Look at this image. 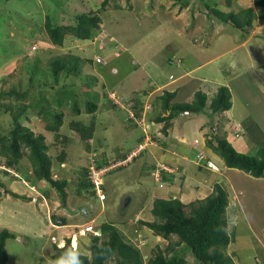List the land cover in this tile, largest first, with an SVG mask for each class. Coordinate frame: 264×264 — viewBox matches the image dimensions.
Returning a JSON list of instances; mask_svg holds the SVG:
<instances>
[{
    "label": "rangeland",
    "instance_id": "1",
    "mask_svg": "<svg viewBox=\"0 0 264 264\" xmlns=\"http://www.w3.org/2000/svg\"><path fill=\"white\" fill-rule=\"evenodd\" d=\"M102 1L0 0V80L8 73H13V83L10 84L17 85L21 82L22 87L26 88L27 70L29 72V69L31 71L33 67H37V73L44 76L40 66L47 69V63L53 57L67 54L78 56L81 60L99 57L100 62L107 63L104 66L103 63L99 65L102 69L105 68L103 72L100 73L89 63L80 61V77L87 80L88 76L100 73L98 78L102 77L103 82L113 85L110 92L114 91L115 95L124 99L132 95L130 91H134L139 85L148 87L150 81H145L146 75L143 71L153 77L155 82L163 83L161 81L165 79L164 75L168 77L171 74L172 78H177L186 70L193 69L190 74L180 78L177 84L170 87L173 91L178 88L175 101L191 103L194 94L201 91L206 95L209 105L217 89L226 86L231 95V111L213 116L188 112L179 115L174 120L172 129L171 126L168 129L174 137L182 130L187 142H178L163 138L160 131L154 130L155 126H150L148 118L133 128L124 123L127 119L125 116L131 113L127 106L120 104L116 109L105 106L106 110H103L104 106L99 104L101 109L98 108L95 113L96 132L92 143L90 142L94 149L90 151L95 153L98 162H101L99 159H103V155L110 159V162H116L113 160L116 156L115 149L117 151L128 147L135 148L130 155L137 157L132 159L131 156L117 163L118 166L123 164L121 169L105 176V201H100L96 196H81L75 193L78 183L75 178L83 166H88L86 161L91 155L87 154L84 144L75 135H70L67 143L63 144L54 140V134L46 131L44 127L46 122L43 123L38 117H31L27 123L23 122L35 134L44 136L45 143L49 145V155L53 159V178L68 180V196L66 207H62L57 192L49 184L39 182L33 190L30 189L33 182L25 181L23 173L16 175L12 171L8 174L0 171V230L5 228L14 235L5 242L8 257L6 264H54L56 260L51 258L52 242L63 246V241L71 236L78 240V252L89 254L92 232L82 235L80 230L86 224L98 228L103 222L115 225L126 240L140 250L144 264L157 253L158 248L165 251L167 256L177 254L183 257L187 264H199L182 245H175V236L166 240L140 222L154 220L150 212L154 199H168L173 196L177 198L180 194L178 199L186 204L206 197L215 183L225 186L231 197L236 195V199H231L227 208V230L232 241L225 253L232 256L236 264H264V178L257 181L243 171H239L240 174L225 176L219 167L218 170L203 168L199 176V166L196 164L199 151L205 155L206 160L208 159L205 149L215 153L205 145L212 138V128L207 118L214 124L215 132L221 138L227 139L238 152L259 156V148L251 151V146L240 145L243 137H231L234 129L233 124L228 122L232 123V117L237 120L245 118L247 122L253 121L257 126L253 127L259 128V140H263L264 25L255 18L252 28L242 34L231 25L219 23L214 17L208 16L211 12H208L199 0H116L109 1L105 8L101 7ZM218 5L224 12L238 13L242 9L253 7V2L231 0V6L226 7L223 0H220ZM81 13L98 14L101 22L95 39L79 42L68 36L61 48L47 41L45 17L49 16L54 25L69 26L74 24V16ZM32 46L36 49L33 50ZM132 57L139 63V67L124 79L119 75L114 76L111 68L115 67H107L126 62L127 72H130L134 67ZM168 59H177V63L180 59L181 64L171 62L170 66ZM21 73L23 74L20 76ZM48 73H51V70H48ZM129 79L134 85L129 86ZM76 80L81 83L79 79ZM10 84L0 81V92L7 90ZM80 86L79 84L78 87ZM87 88L84 89L86 92L89 91ZM93 89L100 91L96 85ZM161 90L150 97V101L157 107L155 115H149L151 117L163 115L160 98L164 92H169V89ZM41 92L38 94L42 95ZM5 99L0 97V103L7 104L4 103L7 101ZM171 102H174V99ZM41 107L43 110L49 109L46 104H41ZM62 111L68 113L65 108ZM205 111L208 112V109L205 108ZM91 116H84L85 120L90 122ZM222 125L224 126L221 127ZM197 126H205L207 129L196 132ZM0 127L1 132L5 134L8 123L4 109L0 111ZM60 132L63 135L68 133L65 125L60 128ZM203 132H209L207 138H204ZM198 135H202L201 143H205V149L197 140L194 141L197 145L193 148V140ZM143 136L148 137V140ZM139 137L145 140L139 145L142 147L136 144ZM155 137L164 140L166 148L177 152L176 156L187 155L188 160L180 161L175 156L164 154L163 142L161 144L155 141ZM213 144L215 145L214 141ZM262 144L264 150V143ZM62 147L67 156L65 168L61 169L57 157ZM160 157L164 160L157 159ZM22 164L27 172L31 173V166L26 158ZM161 167H164L165 171ZM163 172L171 175V182L162 181ZM202 178L205 181H202ZM203 185L205 186L202 191L198 192L197 188ZM240 189L243 194H238ZM44 192L48 193V197H45ZM11 193L18 194L20 198H14ZM22 196L29 197L30 200ZM184 211L188 213V208H184ZM52 216H55V221ZM60 218H64L67 225H61ZM167 248L169 251L166 252Z\"/></svg>",
    "mask_w": 264,
    "mask_h": 264
},
{
    "label": "trees",
    "instance_id": "2",
    "mask_svg": "<svg viewBox=\"0 0 264 264\" xmlns=\"http://www.w3.org/2000/svg\"><path fill=\"white\" fill-rule=\"evenodd\" d=\"M109 1L116 2V0H103L101 7L105 8ZM199 1L208 9V12H211L208 16L214 17L219 23L231 25L242 34L247 33L252 28L255 18L260 24L264 25V0H252L253 7L242 9L238 13L222 11L218 5L220 0ZM223 3L226 4V7L231 6V0H223ZM186 4L184 3V5ZM45 20L44 29L47 41L51 45L60 48L63 47L68 36L79 42L93 40L95 35L99 33L101 22L98 14L95 13L76 14L74 16V24L69 26L54 25L49 16L45 17ZM32 49L35 50L36 48L32 46ZM42 59L40 58V60ZM80 61L89 63L92 68H96L100 73L105 68L102 69L99 65H102V63L103 66L107 64L106 61L98 62L96 58L81 60L78 56L67 54L51 58L47 63L50 68L44 69L41 65L40 70L45 74L44 76H40L37 73V67H33L31 71L29 69V72L27 70L28 78L26 84H28L26 88L22 87L21 82L17 85L10 84L13 83V73H8L3 76L4 78L1 77L0 80L3 83L10 84L7 90L0 92V97H5V100H7L4 102L7 103L5 105L0 103V111L4 109L8 123V129L5 134L1 132L0 127V171L5 174L12 171L16 175L23 173L26 178L25 181L33 182L30 186L37 187L39 182L49 184L57 192L62 207H66L68 196L66 188L69 182L66 179L58 180L53 178L51 171L53 159L49 155V145L45 143V138L42 134H35L30 127L23 124V122H30L31 117H38L43 123L46 122L44 126L46 131L54 134L56 142L61 141L66 144L70 135H75L84 144L87 154L91 155L86 161L88 166H83L79 170L80 174L78 173L79 175L75 178L78 182L75 193L81 196L92 195L94 197L96 196V190L89 176L90 167L94 166L98 171L106 170L101 175L104 181L107 174L121 169L123 164L118 166L117 163L125 161L134 151L132 147L117 151L115 149L114 153H116V156L113 160L116 162H110V159H106L104 155L103 159H99L101 162H98L97 156L90 150L94 149L91 143L96 132L97 121L95 113L98 111L99 104L104 106L103 110H106L105 106L114 109L118 108L117 106L120 104L127 106L131 113H129V116H125L127 119L124 123L131 125L133 128V126H138L140 120L145 121L148 118V122L152 120V122L162 125L161 133L163 135L167 134L171 122L185 112L213 116L214 114L228 111L232 107L231 95L226 86H221L217 89L209 105L206 95L201 91L194 94V100L191 103L171 102L175 92L166 91L160 98V107L163 109V115L151 117L149 115L152 114L153 116L156 113L157 107L154 102H147L151 110L144 112L146 104L144 105L145 100L142 102L141 95L134 94V96H128L124 99L118 97L114 91L110 92L113 89V85L110 82H100V77L98 78L100 73L92 76L87 75V80L80 77L82 75L80 70L82 64ZM176 61L177 59H174V61L167 60L170 66L171 62L178 65L181 64L180 59V62L177 63ZM111 65L113 66L114 64ZM115 66L119 68L121 74H127L126 62L115 64ZM48 70H51V73H48ZM25 71L23 73H26ZM76 79H79L81 83ZM35 81L37 82L35 83ZM79 84L81 88L78 87ZM93 85L100 88V91L98 89L94 90ZM85 88L89 91L86 92ZM40 92L42 95H39ZM111 94H113V97H111ZM116 97L117 99H115ZM41 104H46L49 109L43 110ZM12 108L15 110H12ZM63 108L67 109V114L62 111ZM205 108L208 109V112L205 111ZM88 114L92 115L90 122H87L88 120H85L86 118L84 117ZM247 123H252V126L255 125L253 121ZM64 125L68 131L65 135L60 132V128ZM211 126H213L212 122ZM210 135L212 138L207 142L208 147L222 158L227 168L243 171L255 179L264 178V150L261 140L257 144L259 156H253L238 152L227 139L221 138L217 132H211ZM142 139L140 137L137 140V144L142 143ZM153 139L161 144L163 142L156 137ZM66 156L67 152L62 147L57 157L59 165L64 163ZM24 158L28 160L31 166V173H28L22 164ZM135 158L137 157L132 159ZM162 177L163 182H171L169 180L170 177H165L164 172ZM101 189L106 195L104 182ZM44 194L45 197H48L47 192H44ZM11 195L14 198H20L16 193H11ZM22 198L30 200L29 197L22 196ZM228 206V191L226 187L216 183L210 194L203 199H197L188 204H183L178 198L154 199L150 210L154 220L152 222L141 221L140 223L166 240H169L171 236H175L177 238L175 245H182L199 264H236L232 256L225 253L232 241L227 230L228 221L226 215ZM184 208H188V213L184 211ZM52 217L55 221V216ZM59 221L60 224L62 223L61 225H67L64 218H60ZM97 229L101 231V235L92 237L88 248L89 254L79 253L82 264H112V262L113 264H144L140 250L128 242L115 225L103 222ZM13 237L14 235L7 229L3 228L0 230V264H6L8 260L5 242ZM63 243V246L60 247L58 243L52 242L53 253H51V258L53 260H57L71 249V240L69 238L65 239ZM167 251H169V248L166 249ZM89 255L91 259H89ZM147 264H187V262L186 259L177 254L167 256L165 251L158 248L157 253L149 258Z\"/></svg>",
    "mask_w": 264,
    "mask_h": 264
},
{
    "label": "crops",
    "instance_id": "3",
    "mask_svg": "<svg viewBox=\"0 0 264 264\" xmlns=\"http://www.w3.org/2000/svg\"><path fill=\"white\" fill-rule=\"evenodd\" d=\"M132 60H133V66H137L139 63L137 62V61H135V58L134 57H132L131 58ZM103 62V61H102ZM121 63V62H120ZM123 63V62H122ZM108 67V69H110L111 67H115V68H111V71L112 72H114V76H117V75H119L120 76V78H126V76L127 75H129L130 76V73H132V71H135V70H137V67H134V69L133 70H131L130 72H126L127 74H121L120 73V70H119V68L117 67V66H110V65H108L107 66ZM139 67V66H138ZM165 67V66H164ZM168 69H166V67H165V71H167ZM193 70V69H192ZM192 70H186L184 73H182L179 77H177V78H172V75L170 74L168 77H166L165 75H164V80H162L161 82H163V83H157V82H155L154 80H153V77H149V75H148V73L147 72H145V71H143L144 73H145V81L146 80H148V81H150V84H147V86L148 87H145V86H141V85H139L138 87H137V89H134V91H130V92H132V95H130V96H134V94L135 95H141V98H142V102L145 100V103H144V105L145 104H147V102H150V97L153 95V93H155V95H156V93L157 92H159V91H162L161 89H165V88H167V89H169V92H172L173 90H171L172 88H170L173 84H177V81L180 79V78H183V77H185V76H187L188 74H190V72L192 71ZM167 73H169V72H167ZM101 81H103V78L102 77H100V82ZM129 81V86L130 85H134L131 81H130V79L128 80ZM131 83V84H130ZM151 85V86H150ZM180 86V85H179ZM139 88V89H138ZM112 89V88H111ZM178 90V88H176V90L175 91H173V92H175V96H174V102H177V101H175V99L177 98V91ZM217 92V91H216ZM159 100V99H158ZM178 103H180V102H178ZM181 103H185V102H181ZM208 103V102H207ZM231 111V110H230ZM132 115V114H131ZM203 115V114H202ZM205 116V115H204ZM146 117H147V115H146ZM207 120H209V124H210V126H211V122H210V119H208L207 118ZM232 123H229L228 122V124H233V125H235V126H233L232 125V129H234V132H232V136L231 137H234L233 135H235L237 138H241V137H243V141H241V143H240V145H242L243 147H245V146H251L250 147V150L251 151H253L256 147H257V144H259V128L257 129V128H255V127H253L250 123H247L246 122V120H245V118H243V120L242 119H239V120H237V119H235L234 117H232V121H231ZM256 123V122H255ZM124 124V123H123ZM150 126L152 125V126H155V128H154V130H156L157 132L158 131H160V134H161V128H162V125L161 124H156V123H154V122H152V120L150 121ZM172 125H175V121L173 120L172 122H171V129H172ZM224 125H222L221 127H223ZM221 127H219V128H221ZM243 128L244 129V134H242V131H239L238 130V128ZM257 127V126H256ZM211 131H210V133L211 132H215V128H214V124H213V126H211ZM173 129H174V127H173ZM198 129V130H197ZM206 130L207 128L205 127V126H203V127H196V132L198 131V132H202V130ZM171 130H168V132H167V134L166 135H163V138H166V140H170V139H174V140H177L178 142L179 141H181V142H183L184 140L187 142V140L184 138V136H183V133H182V130H180V133H179V135L178 134H176V137H174L172 134V132H170ZM208 131H209V128H208ZM205 132H203L202 133V135L204 134ZM239 133V135H237ZM209 134V132H207V133H205L203 136H204V138L206 137L207 138V135ZM178 135V136H177ZM202 135L200 136V135H198L197 136V138H195L194 140H193V143H192V145H193V148H195L196 147V145H197V143L196 144H194L195 142V140H197V141H199L198 142V144H201V146L204 148V144L205 143H201V137H202ZM143 137H145V136H143ZM142 137V138H143ZM178 137V138H177ZM140 138V137H139ZM138 138V139H139ZM147 140H148V137H145ZM152 139V138H151ZM143 140L144 139H142V142H143ZM165 140V141H166ZM145 141V140H144ZM164 141V140H163ZM262 141V143L264 142V137H263V140H261ZM208 142V141H207ZM137 144V143H136ZM138 144H141V143H138ZM137 144V145H138ZM205 145H207V143L205 144ZM208 146V145H207ZM167 148H166V143L164 142L163 143V152H164V154H166V153H168L170 156H175L176 157V159L177 160H182V161H187L188 160V157H187V155H181L180 157H178V156H176V154H177V152H174V151H169L168 149L166 150ZM205 149V148H204ZM203 149V150H204ZM133 150H135V148L133 149ZM205 150H207V152H206V155H207V159L209 160V161H211L217 168L219 167L221 170H222V173H224V175L226 176V175H228V176H232V175H236V174H240L239 173V170H237V169H229V168H227L226 166H225V164H224V161L222 160V158L221 157H219L218 155H216L215 153H213L211 150H209V149H205ZM167 151V152H166ZM200 152V151H199ZM166 157H168L167 155H166ZM158 160H160V161H162V160H164V159H162L161 157L160 158H157ZM219 166H218V165ZM60 167H61V169H62V167H64L65 168V161H64V163H62L61 165H60ZM197 169H198V171L200 172V174H199V176H201V174H202V169H203V167H197ZM204 169H206V168H204ZM210 171V170H209ZM30 173V172H29ZM151 173H152V170H151ZM219 174H221V173H219ZM164 175H165V177H171V175L169 174V173H165L164 172ZM197 178L199 179L200 177H198L197 176ZM255 179V178H254ZM202 181H205L203 178L201 179ZM259 179H257V181H258ZM188 184H191V182H188ZM216 184V183H215ZM204 186L205 185H203V186H201V187H198L197 188V191L198 192H201L202 191V189L204 188ZM35 187L36 186H30V189H33V190H35ZM212 188H213V185H212ZM212 188H210V191L212 192ZM106 190H104V192H105ZM210 192V193H211ZM242 192V193H241ZM209 193V194H210ZM243 194V190L242 189H240L239 191H238V194ZM228 205L230 204V201H231V199H232V201L233 200H235L236 199V195L235 194H233L232 195V197H231V195H230V193L228 192ZM181 195L179 194V196L177 197V198H179ZM187 196H189V195H186V197ZM106 198H107V196H106ZM106 198H105V200H106ZM170 198V197H169ZM172 198H174V196L172 197ZM166 199V198H165ZM104 200V201H105ZM190 202V201H189ZM192 202V201H191ZM188 203V202H187ZM186 203V204H187ZM60 222V221H59ZM58 224V223H57ZM86 225H89V224H86ZM82 243L85 245V243L82 241Z\"/></svg>",
    "mask_w": 264,
    "mask_h": 264
},
{
    "label": "built area",
    "instance_id": "4",
    "mask_svg": "<svg viewBox=\"0 0 264 264\" xmlns=\"http://www.w3.org/2000/svg\"><path fill=\"white\" fill-rule=\"evenodd\" d=\"M96 60L98 62L100 61L99 58H96ZM147 104L145 106L144 112L151 110L150 105H147ZM141 122H142V120H141ZM139 123H140V121L138 122V124ZM239 131H241V129ZM237 135H239V133ZM139 147H142V146H139ZM196 164L198 166H204L205 165L204 167H208V168H211L213 170H216L217 169L216 166L211 161L206 160V157H205V155L202 152H198V154L196 155ZM161 168H163L164 171H165V168L164 167H161ZM105 171L106 170L98 171V170L95 169L94 166L90 167V169H89L90 179H91L92 183L95 185L96 196L100 200H104L105 199V195H104V193L102 192V189H101V186L103 184V180L101 178V175ZM81 232L82 233H84V232H87V233L88 232H93V234H98L97 231H94L93 230V227L91 225L85 226Z\"/></svg>",
    "mask_w": 264,
    "mask_h": 264
},
{
    "label": "clouds",
    "instance_id": "5",
    "mask_svg": "<svg viewBox=\"0 0 264 264\" xmlns=\"http://www.w3.org/2000/svg\"><path fill=\"white\" fill-rule=\"evenodd\" d=\"M95 39V38H94ZM140 122H141V120H140ZM142 122H143V120H142ZM139 125V124H138ZM240 129H241V131L243 130V128H241L240 127ZM139 145H141V144H138V146ZM134 152V151H133ZM132 152V153H133ZM131 153V154H132ZM131 156H133L134 157V154L133 155H129L128 156V158L129 157H131ZM136 156V155H135ZM132 157V158H133ZM198 166V165H197ZM199 167H203V166H199ZM203 168H208V167H203ZM217 168V167H216ZM209 169H211V168H209ZM216 170H218V168L216 169ZM159 174V173H158ZM97 197V196H96ZM105 198H106V195H105ZM99 199V198H98ZM100 200V199H99ZM105 200V199H104ZM104 200H100V201H104ZM90 225V224H89ZM85 226H87V225H85ZM84 226V227H85ZM83 227V228H84ZM56 230V229H55ZM83 229H81L80 230V233H82L81 231H82ZM93 230L94 231H97L98 232V234H93V232H92V236H100L101 235V231L100 230H98L97 228H94L93 227ZM84 233H87V232H84ZM84 233H82V235L84 234ZM88 233H90V232H88ZM70 240H71V249H69L68 250V252H66V253H64L60 258H58L55 262H54V264H82V261L80 260V258H79V252H78V240L76 239V237L75 236H71L70 238H69ZM64 244V243H63ZM60 247H62V246H60ZM89 259H91V257H90V255H89Z\"/></svg>",
    "mask_w": 264,
    "mask_h": 264
}]
</instances>
